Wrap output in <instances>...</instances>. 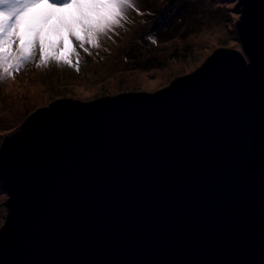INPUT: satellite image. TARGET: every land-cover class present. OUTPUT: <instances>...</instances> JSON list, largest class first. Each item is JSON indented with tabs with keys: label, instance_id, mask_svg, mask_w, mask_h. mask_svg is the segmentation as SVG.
Wrapping results in <instances>:
<instances>
[{
	"label": "water",
	"instance_id": "water-1",
	"mask_svg": "<svg viewBox=\"0 0 264 264\" xmlns=\"http://www.w3.org/2000/svg\"><path fill=\"white\" fill-rule=\"evenodd\" d=\"M237 9L241 51L2 140L0 264H264V0Z\"/></svg>",
	"mask_w": 264,
	"mask_h": 264
},
{
	"label": "rangeland",
	"instance_id": "rangeland-1",
	"mask_svg": "<svg viewBox=\"0 0 264 264\" xmlns=\"http://www.w3.org/2000/svg\"><path fill=\"white\" fill-rule=\"evenodd\" d=\"M137 4L141 14L130 12L132 22L126 30L118 29L91 55L82 53L79 72L55 62L46 68L32 64L0 84V144L30 115L57 100L92 102L128 92L154 93L196 71L218 49L241 51L238 0H137ZM49 31L45 33L55 43L56 29ZM205 33L214 40L202 45ZM149 36L157 43L152 44ZM6 200L0 183V229L7 216Z\"/></svg>",
	"mask_w": 264,
	"mask_h": 264
},
{
	"label": "snow or ice",
	"instance_id": "snow-or-ice-1",
	"mask_svg": "<svg viewBox=\"0 0 264 264\" xmlns=\"http://www.w3.org/2000/svg\"><path fill=\"white\" fill-rule=\"evenodd\" d=\"M133 11L141 14L137 0H0V84L32 64L55 62L79 72L82 53L91 55L118 29L126 30ZM52 20L55 43L45 33Z\"/></svg>",
	"mask_w": 264,
	"mask_h": 264
},
{
	"label": "bare ground",
	"instance_id": "bare-ground-1",
	"mask_svg": "<svg viewBox=\"0 0 264 264\" xmlns=\"http://www.w3.org/2000/svg\"><path fill=\"white\" fill-rule=\"evenodd\" d=\"M48 28H49V29H52V31L55 30V28H54V24L49 25ZM205 34H206V33H205ZM212 40H214V36H211L210 34H206V35H204V36L202 37V39H201L202 43H201V44H202V45H205V44L211 42ZM143 79H144V78H143ZM42 88H43V87H36L35 90H36V91H43ZM93 90H94V89H93ZM85 92H86V91H85ZM85 92H84V93H85Z\"/></svg>",
	"mask_w": 264,
	"mask_h": 264
},
{
	"label": "trees",
	"instance_id": "trees-1",
	"mask_svg": "<svg viewBox=\"0 0 264 264\" xmlns=\"http://www.w3.org/2000/svg\"><path fill=\"white\" fill-rule=\"evenodd\" d=\"M61 100V99H60Z\"/></svg>",
	"mask_w": 264,
	"mask_h": 264
}]
</instances>
